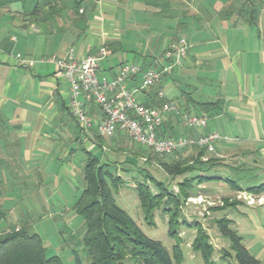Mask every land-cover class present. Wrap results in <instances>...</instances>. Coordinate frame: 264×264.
Returning <instances> with one entry per match:
<instances>
[{
    "label": "crops",
    "instance_id": "0c3cea01",
    "mask_svg": "<svg viewBox=\"0 0 264 264\" xmlns=\"http://www.w3.org/2000/svg\"><path fill=\"white\" fill-rule=\"evenodd\" d=\"M11 1L0 0V193L7 184L6 178L22 189L52 188V181L46 182L44 178L60 177L58 171L49 173L57 164H68L62 169L65 177L75 174L78 166L70 159L77 148H65L69 139L71 144L84 143L85 154L97 157L94 153L101 152L103 155L97 158L104 161V147L98 146V138L103 137L95 130L91 137L80 131L66 111L68 84L54 65L44 62L52 55L62 57L70 46L77 58L97 57L101 47L109 49L110 54L99 59L98 68H102L100 76L112 79L127 62L108 57L127 38L137 41L142 66L162 69L167 60L156 59V53L161 50L164 56L168 46L182 37L188 44L186 56L164 72L159 89L164 91L163 85L169 83V91L176 95L173 101L183 112L210 111L217 118L230 115L249 122L255 129L258 123L264 135V0ZM202 70L208 77L206 81L194 77ZM210 75L217 76V90L199 93L204 84L211 85ZM138 82L130 80L127 87H137ZM153 89L137 92L136 99L142 104L151 101ZM191 90L201 94L199 99L191 98ZM213 97L214 101L210 100ZM89 112L100 119L97 109L91 108ZM165 120L167 129L175 136L187 132L174 116H166ZM248 128L245 124L243 130ZM204 132H210L207 126L199 134ZM117 135L115 138L128 139L123 133ZM248 150L252 155L250 162L258 165L264 157V147L259 143L257 149ZM246 151L225 142L216 144L210 155L214 154V159L222 164L209 171L219 173L222 167H229V162L247 157H243ZM230 152L239 155L226 159ZM208 183L233 190L221 181ZM241 189L237 192L242 195L264 199V195ZM238 204L252 207L246 200ZM255 206H264V202ZM2 214L0 200V220ZM19 224L17 221L12 227ZM258 229L264 235V227Z\"/></svg>",
    "mask_w": 264,
    "mask_h": 264
},
{
    "label": "rangeland",
    "instance_id": "374dc122",
    "mask_svg": "<svg viewBox=\"0 0 264 264\" xmlns=\"http://www.w3.org/2000/svg\"><path fill=\"white\" fill-rule=\"evenodd\" d=\"M263 35L264 33H262V36ZM130 39L127 38L128 42L124 40L121 48L116 51L112 57H108V60L110 58H122L127 64L142 66V59L137 47L138 43L134 37L132 40ZM140 42V44H143L142 41ZM163 57L161 50L156 53V59L162 61ZM253 67L257 70H261L260 66L253 65ZM202 69L204 68L202 67ZM101 72L102 68L99 70V73ZM195 74H197L194 76L195 79L199 78L206 81L208 78L204 70ZM216 79V75H210L209 81L211 85L207 86L204 84L198 92L205 94L203 92L217 90L219 83ZM169 86L170 84L166 83L163 85L164 91L160 90L163 92L166 99L168 98L173 101V96L176 97V95L173 91H169ZM159 87H161V85H159ZM205 89L207 90L205 91ZM198 92H192V94H190L191 98L195 100L199 99V95L201 94H198ZM214 97L210 100L214 101ZM202 101L205 102L204 99ZM206 101H209V98H206ZM173 102L178 105L177 101ZM206 116L208 119L207 127L210 132L217 133L221 137V140L216 143L217 145L225 142L232 144L237 149L243 151L247 150L243 152V157L248 155L247 157H238L239 159L236 158L235 163L229 162V167H222L219 173L216 172L218 176L235 182L243 189L264 184V157L260 158L261 162H259L258 165H253L250 162L252 155L249 154L248 150L251 148L257 149L259 143L260 146L264 147V135L259 124L256 123V126H258L256 131L249 122L245 120L238 121L235 117L230 115H228L229 117L227 118L224 115L217 118L214 113L207 111ZM232 118H234V120H232ZM262 121H264V116L262 117ZM245 124L249 127L247 130H243ZM257 132L260 135L256 136ZM71 143L73 142L69 139L64 146L68 149L71 147L74 149L77 148L76 154L70 159L73 160L70 161L71 163L78 166L76 172L73 175L65 177L62 169H66L68 164L61 163L54 165V168L52 167L49 173L51 174L58 171L60 177L52 179L51 177L47 178L45 176L44 178L46 182L52 181V188L46 186L41 188L22 189L15 186V184L12 183V179L6 178L5 181L7 184L0 193L3 213V218L0 220V230L2 231L6 226H8L6 230L10 229L17 221L22 224H27L30 232L40 236L47 256H57L63 264H76V259L78 260V264H88L82 244L84 235L83 221L72 209L83 189L81 173L87 155L83 151L85 148L84 143L82 145ZM119 146L126 149L119 151L114 144L111 146L103 145V160L106 161V163L114 165L112 171H115L123 180V183L115 188L114 198L117 204L126 210L128 215L148 238L159 241L166 251L171 254L172 246L175 242L167 232L168 216L162 211L165 206L162 205L154 211V226L147 225L139 206L135 186L136 183L144 181V176L138 172L139 170H141L142 173L150 174L156 180L164 184H168L169 189L174 192H177V185L182 181L183 176L171 177L165 174L156 163L147 164L141 158L134 159L131 152L136 150H133V145L129 143L128 140H125L124 143ZM127 146L130 147L127 148ZM191 152L192 151L189 149L177 156H180L181 159H187V157H190ZM94 155L101 157L103 154L101 152L99 154L96 152ZM237 155H239L238 152H232L226 159H235ZM177 156L174 158H165L164 160L168 163L178 161L179 158H177ZM204 158L205 159H202V161L213 159L214 154H206ZM113 161H115V163H112ZM124 161H132L133 164L123 163ZM216 173L212 171L210 174L216 175ZM186 176H191V174ZM190 192L192 196L181 205L180 211L182 214L181 217H183L181 219L190 225L194 223L200 225L207 234L209 243L213 247V260L217 264H235L234 252L230 249V241L227 237L220 234L216 226V221L221 218H228L233 221L229 228L234 230L237 235L242 238V244L251 255L261 262H264V235H262L258 229L260 226L264 227V206H255L258 203L264 202L263 198L257 199V197L253 195L251 196L244 193V195H242V193H238L235 190L208 182L194 184ZM263 195L264 194H259V196ZM249 196L254 199H250ZM245 200L246 203L252 205V207H247L244 204L224 207L226 201L231 204L235 201L243 203ZM177 233L181 239L180 248L183 255L182 264H203L201 255L191 248V243L196 235L195 229L191 226L181 227ZM225 252L230 253L231 257L225 259L226 257H223ZM125 264H131V262L128 260Z\"/></svg>",
    "mask_w": 264,
    "mask_h": 264
},
{
    "label": "trees",
    "instance_id": "16d2710c",
    "mask_svg": "<svg viewBox=\"0 0 264 264\" xmlns=\"http://www.w3.org/2000/svg\"><path fill=\"white\" fill-rule=\"evenodd\" d=\"M11 2L9 0L8 3ZM142 67L153 69L151 67ZM152 88H154L153 99L144 105L159 107L163 103L161 99L157 98L160 90L159 86ZM66 111L71 117L67 107ZM206 112L199 114H206ZM71 119L74 121L72 117ZM165 121L164 119L158 136L176 137L167 129ZM176 121L179 124L177 119ZM185 130L187 132L184 133V136L192 135L189 134L192 133L191 131ZM117 134V136H120V133ZM115 137L116 135L112 138H98V146L101 148L104 144L109 146L116 144L119 151L125 150L126 148L119 146L124 143L125 137L120 136V139ZM127 140L129 141V139ZM129 143L133 145V150H136L131 152L134 159L141 158L147 164L156 163L165 174L171 177L183 176L182 181L177 185V192H174L169 189L168 184H164L150 174L142 173L139 170L138 172L144 176V181L136 183L135 186L145 223L154 226V211L164 205L165 207L162 211L168 216L167 232L175 243L172 246L171 254H169L159 241L148 238L141 231L135 221L128 215L126 210L117 204L114 198L115 188L123 183L121 177L115 171H112L114 165L101 161V159L92 156L90 153H86L87 159L81 173L83 189L72 209L83 221L84 235L82 244L88 264H125L128 260L131 264H182L181 239L177 232L181 227L190 226L196 231L191 248L201 255L203 264H217L213 260V247L209 243L207 234L198 223L190 225L183 221L180 208L192 196L190 191H192L196 183L221 181L235 191H241V187L231 180L210 174V168L222 163L214 158L202 161V158L207 154L203 148H187L185 150L188 151L190 149L192 151L190 157L181 159L177 155L182 151L170 156H158L148 149L136 146L131 141ZM176 156L179 158L178 161L168 163L164 160L165 158H174ZM123 163L133 164L132 161H124ZM188 174H191V176H186ZM246 191L252 194H260L264 191V184L249 187ZM236 204H238L236 201L231 204L226 201L225 206H223H235ZM231 223V220L221 218L216 221V226L220 234L229 239L230 249L234 252L235 264H264L245 248L242 244V238L229 228ZM223 257L227 259L231 255L225 252ZM0 264L63 263L57 256H47L40 236L30 232L27 224L20 223L18 227L13 226L6 231L0 232ZM76 264H78L77 259Z\"/></svg>",
    "mask_w": 264,
    "mask_h": 264
},
{
    "label": "built area",
    "instance_id": "2783aa9c",
    "mask_svg": "<svg viewBox=\"0 0 264 264\" xmlns=\"http://www.w3.org/2000/svg\"><path fill=\"white\" fill-rule=\"evenodd\" d=\"M187 49L186 40L178 38L164 52L166 67L156 70L123 64L112 79L99 75V59L110 54L106 47L99 49L97 57L77 58L74 47L70 46L62 57L52 55L44 62L54 65L58 75L68 84L67 109L85 136L91 137L94 130L103 138L123 133L133 144L158 156H170L191 147L203 148L211 154L221 137L214 132L199 134L207 126L206 114L183 112L177 104L167 100L161 90L158 98L163 103L159 107L144 105L135 96L137 92L159 86L164 72L177 65L186 56ZM133 79L139 81L137 87H127V82ZM91 108L100 113L99 120L90 114ZM169 115L192 135L159 137V129Z\"/></svg>",
    "mask_w": 264,
    "mask_h": 264
}]
</instances>
